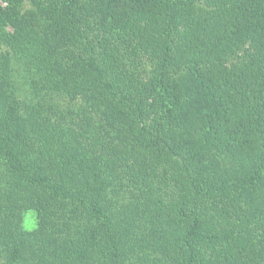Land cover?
Returning <instances> with one entry per match:
<instances>
[{"label": "trees", "instance_id": "1", "mask_svg": "<svg viewBox=\"0 0 264 264\" xmlns=\"http://www.w3.org/2000/svg\"><path fill=\"white\" fill-rule=\"evenodd\" d=\"M4 1L0 264H264V0Z\"/></svg>", "mask_w": 264, "mask_h": 264}, {"label": "rangeland", "instance_id": "2", "mask_svg": "<svg viewBox=\"0 0 264 264\" xmlns=\"http://www.w3.org/2000/svg\"><path fill=\"white\" fill-rule=\"evenodd\" d=\"M0 5L2 7L7 6V2L4 0H0ZM23 225L26 229L31 230L37 226V215L34 210H27L24 213L23 217Z\"/></svg>", "mask_w": 264, "mask_h": 264}]
</instances>
